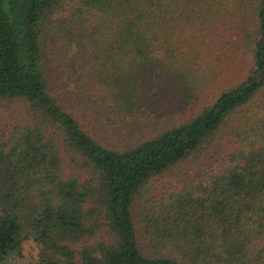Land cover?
I'll use <instances>...</instances> for the list:
<instances>
[{
	"label": "trees",
	"instance_id": "1",
	"mask_svg": "<svg viewBox=\"0 0 264 264\" xmlns=\"http://www.w3.org/2000/svg\"><path fill=\"white\" fill-rule=\"evenodd\" d=\"M263 92L264 0H0V264H264Z\"/></svg>",
	"mask_w": 264,
	"mask_h": 264
},
{
	"label": "rangeland",
	"instance_id": "2",
	"mask_svg": "<svg viewBox=\"0 0 264 264\" xmlns=\"http://www.w3.org/2000/svg\"><path fill=\"white\" fill-rule=\"evenodd\" d=\"M259 97L264 99V92ZM258 101L259 98L254 99V102H252L247 108L243 110L251 113L254 112L258 108V106H256ZM0 108L4 107L2 106ZM219 158L220 155L216 156L211 154L208 156L203 151L194 152L188 158L179 162L175 167L170 168L160 176L154 177L152 181V192L158 193L161 189L173 190V187H182L186 182L193 178L201 168H203L209 162H213ZM37 249V244L33 240H27L22 247L21 259L26 260L36 256Z\"/></svg>",
	"mask_w": 264,
	"mask_h": 264
}]
</instances>
